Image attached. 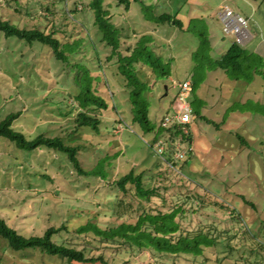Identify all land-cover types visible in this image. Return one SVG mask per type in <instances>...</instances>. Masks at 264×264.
<instances>
[{
  "label": "rangeland",
  "instance_id": "obj_1",
  "mask_svg": "<svg viewBox=\"0 0 264 264\" xmlns=\"http://www.w3.org/2000/svg\"><path fill=\"white\" fill-rule=\"evenodd\" d=\"M140 1L148 13L133 2L128 10L115 0H105L103 6L119 30L120 51L125 53L139 37L148 36L151 40L147 45L170 69L167 80L149 73L148 118L154 126L149 133L131 123L127 91L116 76V57L107 59L110 48L93 25L89 0H0V17L20 28L49 32L54 27L59 31L56 37L64 43L83 39L67 63H61L45 45L6 39L0 33V121L20 111L13 128L27 139L38 134L58 136L78 146L79 165L88 173L105 159L99 170L107 176L103 181L93 174L78 175L61 153L24 151L0 138V218L23 237H39L47 228L63 225L66 229L53 240L75 245L86 257L101 258L109 264H264V76H256L249 84L234 82L211 64L234 42L223 32L220 12L228 8L247 17L256 2ZM47 7L53 17L44 10ZM74 9L77 12L71 15ZM152 13L175 15L182 29L154 24L145 18ZM249 32L255 34L251 27ZM77 64L98 77L101 84L97 93L112 102L115 118L123 121V126L114 125L112 130L110 124L102 123L99 134L85 128L71 134L72 107H77L73 100ZM197 77L195 102L200 116L192 115L188 125L193 156L183 162V171L168 169L159 157L161 144L151 149L150 141L164 115L175 108L172 102L180 84ZM229 109L234 111L224 118ZM106 125L108 130L103 129ZM133 170L143 174L144 186L155 188L152 195L156 193L159 199L166 195L164 208L186 202L179 215L182 235L195 231L199 222L203 233L216 237L215 246L197 258L164 255L156 260L147 251L133 256L135 252L121 239L96 238L91 231L77 233L88 223L106 228L136 221L142 210L113 185ZM154 202L148 198L144 209L154 211ZM191 208L197 212L193 214ZM0 262L66 264L37 249L14 251L1 237Z\"/></svg>",
  "mask_w": 264,
  "mask_h": 264
},
{
  "label": "trees",
  "instance_id": "obj_2",
  "mask_svg": "<svg viewBox=\"0 0 264 264\" xmlns=\"http://www.w3.org/2000/svg\"><path fill=\"white\" fill-rule=\"evenodd\" d=\"M104 1L105 0H89L87 3V7L93 13V25L97 28L101 36L100 40L110 48V55L107 59L111 60L116 57V76L127 91V99L131 111V123L136 124L143 133H149L154 130V126L148 118L147 95L151 89L147 82L150 76L149 73L157 79L167 80L170 77V69L166 68L161 58L155 56L147 45L151 40L148 36L139 37L135 46L127 47L125 53L120 51L121 37L119 36V30L110 22L111 17L109 11L103 6ZM115 1L119 6H122L124 10H128L130 4L133 2L143 6L145 13L149 11L146 10L147 7L141 3L140 0ZM44 10L47 11L51 17L54 16L48 7L44 8ZM76 12L75 9L72 10L71 15ZM145 18L152 21L154 24L166 23L179 30L182 29V22L176 19L175 15L161 13L155 16V14L152 13L151 15L146 14ZM0 33L6 39L15 38L26 44L38 42L45 45L50 48L54 58L61 63H67L68 56L76 52L83 42V39L78 37L71 43H64L56 37L59 31L54 29V27L51 28L49 32L38 28H20L1 17ZM211 64L215 69L218 68L222 70L228 80L234 82L244 81L249 84L256 76H264V61L258 55L249 53L245 48L235 42L231 43L227 51ZM75 67L78 70L74 78L77 92L73 100L77 104V107H72L74 109L72 112L74 120L72 121L73 130L71 134L77 133L83 128L95 132V134H99L102 123L110 124L112 130L115 129L112 127L114 125L120 124L123 126V121L115 118V113L112 110V102L97 93V85L101 84L98 77L91 76L90 71L83 64H77ZM191 83L192 93L190 106L192 108V115L200 116L199 110L196 107L198 102H195L198 77L191 79ZM69 97H66L64 101ZM172 103L174 104V102ZM230 111H234V109L226 110L224 118L228 116ZM20 114V111L11 112L0 121V138L8 140L14 144L16 148L24 151L43 149L61 153L66 156L68 162L78 175L93 174L99 176L103 181L107 180V176L99 170L100 164L104 162L105 159L104 161L98 162L97 167L88 173L79 165L77 157L79 152L78 146H73L70 142H65L58 136L49 137L44 134H38L33 139H27L22 133L15 130L13 128V123ZM103 115L113 117L114 120L109 118L106 120V117H103ZM203 119L206 123H211V121L206 118ZM188 125L189 124L186 125L187 129ZM110 126L106 125L103 129L108 130ZM154 135L153 140L150 141L149 147L154 149L158 140H161L164 144V150L159 157L161 156V160L166 168L183 171L185 168V160L193 156L190 145V133H184L181 126L173 125L167 128L159 127ZM238 138L241 139L240 137ZM241 142L244 144L242 139ZM178 146H181V150H183L184 146L186 147V149L184 148L186 154L184 156L185 158L181 160L182 163L177 161L179 159L175 158V154L178 153L179 150L177 148ZM159 167L161 166H156V168ZM142 179L143 174L141 172L135 173L133 170L113 181L116 191L122 193L124 196L128 195L132 201H136L138 208L142 210L134 223H121L118 226H109L106 228L100 227L97 223H88L80 227L77 233H87L91 231L96 238L99 236L114 240L121 239L135 252L134 254L132 253L133 256L136 257L138 253L147 251L153 259L155 258L156 260L164 255L171 258L190 255L193 258H197L203 255L205 249L215 246L216 237H209L203 233V226L198 224L199 222L195 223V231L182 235L179 215L184 212L186 202L180 204L175 202L174 205L172 204L171 208H164L167 199L166 195L162 194L161 199L155 196L156 193L152 195L155 192V188L152 187L149 189L144 186ZM166 189L167 188H165V190ZM148 198H150V200H155L154 204L156 207L154 211L144 209L143 202H146ZM190 211L193 214L197 212V210H193V208H191ZM199 225H201L200 228L197 227ZM65 229L63 225L58 228L49 227L44 231L42 236L23 237L0 218V237L4 239L8 247L14 251L37 249L41 253L58 257L66 264H87L96 261H99L101 264H109L101 258L95 259L86 257L85 253L77 249L75 245L59 244L53 240L55 234ZM0 264L3 263L0 262Z\"/></svg>",
  "mask_w": 264,
  "mask_h": 264
},
{
  "label": "built area",
  "instance_id": "obj_3",
  "mask_svg": "<svg viewBox=\"0 0 264 264\" xmlns=\"http://www.w3.org/2000/svg\"><path fill=\"white\" fill-rule=\"evenodd\" d=\"M220 20L223 24V32L234 37L236 44L243 46L249 38L247 18L238 13H234L229 9H224L220 15ZM191 93L192 83L188 80L182 82L179 91L175 96V102L173 104V107L175 106V108H173L170 114L166 113L164 115L161 121V127L167 128L176 125L181 126L184 133L188 132L186 125L191 122L192 117V108L190 106ZM159 143L161 144L162 153L164 150V144L161 140L158 141L156 144L158 148ZM177 148L179 150L178 153L175 154V158L181 159L185 155V150H181V146H178Z\"/></svg>",
  "mask_w": 264,
  "mask_h": 264
},
{
  "label": "crops",
  "instance_id": "obj_4",
  "mask_svg": "<svg viewBox=\"0 0 264 264\" xmlns=\"http://www.w3.org/2000/svg\"><path fill=\"white\" fill-rule=\"evenodd\" d=\"M255 2L252 13L247 17L244 16L248 20V26L253 29L255 34L251 35L248 27L249 38L242 47L250 53L258 55L264 61V0H255ZM221 13L219 14V18Z\"/></svg>",
  "mask_w": 264,
  "mask_h": 264
}]
</instances>
